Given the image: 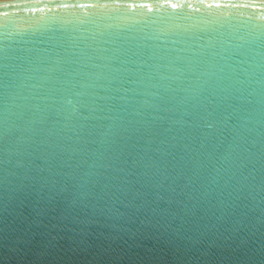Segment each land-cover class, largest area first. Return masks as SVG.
<instances>
[{
  "label": "water",
  "instance_id": "water-1",
  "mask_svg": "<svg viewBox=\"0 0 264 264\" xmlns=\"http://www.w3.org/2000/svg\"><path fill=\"white\" fill-rule=\"evenodd\" d=\"M0 264H264V0H0Z\"/></svg>",
  "mask_w": 264,
  "mask_h": 264
}]
</instances>
